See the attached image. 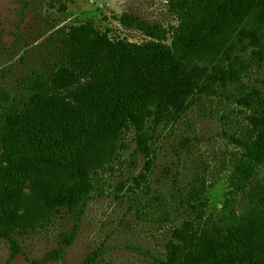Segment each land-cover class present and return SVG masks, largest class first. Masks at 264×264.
Wrapping results in <instances>:
<instances>
[{"label": "rangeland", "instance_id": "obj_1", "mask_svg": "<svg viewBox=\"0 0 264 264\" xmlns=\"http://www.w3.org/2000/svg\"><path fill=\"white\" fill-rule=\"evenodd\" d=\"M221 1L0 0V94L26 100L28 77L44 73L51 82L60 73L52 94L77 104L93 70L108 66L103 53H91L88 34L170 47L189 36L197 40ZM193 56L212 82L220 81L230 61L242 62L243 84L264 94L263 8L231 25L216 48ZM168 70L174 72L173 66ZM181 92L183 109L160 124L147 123V146L129 126L89 151L97 191L80 213L54 202L74 184L76 164L26 168L20 193L3 217L0 264H162L169 243L196 254L211 238H221L228 178L262 132L254 123L264 118V109L239 103L236 90L219 84L209 95ZM258 145L264 151V139ZM22 150L0 126V179ZM202 186L205 205L194 213L184 203L187 191L191 202ZM253 213L264 227V207ZM253 242L264 245L262 239Z\"/></svg>", "mask_w": 264, "mask_h": 264}, {"label": "trees", "instance_id": "obj_2", "mask_svg": "<svg viewBox=\"0 0 264 264\" xmlns=\"http://www.w3.org/2000/svg\"><path fill=\"white\" fill-rule=\"evenodd\" d=\"M257 7L264 10V0H222L201 25L197 40L189 36L170 47L157 43L134 46L88 34L91 53H103L108 66L93 70L79 89L77 104L52 94L57 89L54 78L60 73L51 82L44 73L28 77L24 84L26 100L0 94V126L10 144L25 149L10 161L6 175L0 179L5 180L0 181V237L4 233L3 217L20 193L26 168L76 164L74 184L59 192L54 202L69 212H82L97 191L89 151L129 126L139 131L137 139L147 146V123L160 124L173 110L183 109L186 103L182 89L190 90L191 96L209 95L207 92L218 84L228 86L237 91L239 103L264 109V94L242 82V62L230 61L220 81L212 82L207 69L196 64L193 56L194 52L216 48L228 28ZM170 66L174 72L168 70ZM254 125L262 134L243 151L228 178L222 204L225 233L217 240L211 238L196 254L187 253L182 244L169 243L162 264H264V245L253 242L264 240V227L253 213L256 206L264 207V171L260 170L264 151L258 145L264 139V118ZM187 195L185 205L201 213L204 187L191 202L188 191ZM240 203L244 204L242 208ZM74 233L65 236V244L72 242Z\"/></svg>", "mask_w": 264, "mask_h": 264}]
</instances>
